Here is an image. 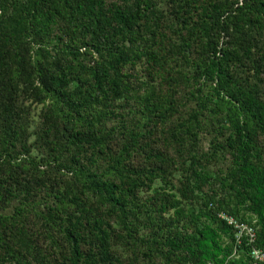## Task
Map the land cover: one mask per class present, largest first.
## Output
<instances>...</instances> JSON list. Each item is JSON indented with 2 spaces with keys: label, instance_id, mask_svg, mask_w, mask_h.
I'll return each mask as SVG.
<instances>
[{
  "label": "trees",
  "instance_id": "obj_1",
  "mask_svg": "<svg viewBox=\"0 0 264 264\" xmlns=\"http://www.w3.org/2000/svg\"><path fill=\"white\" fill-rule=\"evenodd\" d=\"M172 3L180 32L174 43L168 39L173 25L154 0H0V77L9 84H0L5 104L0 105V161L29 152L10 98L21 84L27 97L45 102L41 116L44 134L52 137V162L68 176L42 210L20 201L10 213L0 212V264H31L26 258L31 216H39L58 236L49 237L61 238L67 247L62 264H121L111 251L114 241L150 264H155L151 258L163 264H264L250 254L251 248L264 251V101L230 71L243 28H264V0ZM228 30L234 39L220 40ZM51 40L53 55L46 47ZM196 48L194 60L190 50ZM177 52L194 66L195 84L187 91L194 109L170 129L166 147L195 143L201 118L210 116L223 130L221 145L212 149H224L228 162L211 176L191 151L185 185L142 200L136 192L149 190L155 180L165 182L168 159L153 129L174 107L170 86L188 81L167 69V55ZM137 63H142L140 78L131 71ZM123 67L129 72H120ZM152 82L156 89H150ZM137 90L143 93L134 97ZM116 107L125 110L118 113ZM113 119L119 129L107 128ZM138 125L145 130L137 131ZM117 136L126 140L115 145ZM203 158L209 161L207 154ZM23 160L39 166L32 158ZM191 199L194 205H182ZM221 213L250 225L254 240L240 236L236 244ZM11 229L17 236L9 240Z\"/></svg>",
  "mask_w": 264,
  "mask_h": 264
},
{
  "label": "rangeland",
  "instance_id": "obj_2",
  "mask_svg": "<svg viewBox=\"0 0 264 264\" xmlns=\"http://www.w3.org/2000/svg\"><path fill=\"white\" fill-rule=\"evenodd\" d=\"M110 1L114 0H108V2ZM154 2L166 23L173 25L172 29H169L168 39H171V42L174 43L180 38V32L176 30L177 24L173 18V0H154ZM227 32V34L224 32L219 34L220 40L232 41L234 39L231 34L232 31L228 30ZM240 38L238 58L232 62L230 71L241 86L251 90L259 99L264 101V28L260 31H252L244 27ZM53 43L52 40L48 41L46 44L47 49H51ZM50 49L49 55H53ZM190 51L192 59L195 60L198 54V48ZM179 55L180 52L167 55L169 58L166 62L167 69L172 75H183L188 81L178 80L170 86L174 107L171 110V114H169V118L163 122L157 120L153 129L157 146L165 153L168 159L166 162L167 171L165 173V182L155 180L149 190L136 192L142 200H145L148 196L160 189L166 190L170 186L182 188L185 185V179L190 176V167H188L190 158L188 153H191V151H193L196 157L198 156L199 162L203 165L204 170L211 176L218 175L219 171L224 169L228 162V155L224 149H212L214 143H220L218 145H221L223 130L217 128L214 118L210 116H205L204 119L201 118V128L195 143L190 141L185 142L184 149H180L174 142L166 147L165 141L170 129L176 125L177 121L186 118V115L194 109V102L187 94V91H190L192 85L195 84L190 80L194 66L185 64ZM119 71L124 73L129 72L124 67L120 68ZM131 71L140 78L143 73L142 63H137ZM2 82L7 84V87L9 86L5 76L0 77V84ZM148 84L150 89H156L155 82ZM23 88L25 87L18 84L17 90L10 93V98L16 102V112L19 114V138H25L29 152L27 155L20 154L12 162L6 160L0 161V212L4 214L10 213L13 205L20 201L33 203L36 209L42 210L45 203H52L54 200L53 193L56 189L61 188L64 184L63 180L68 177L61 169H55V165L52 162L53 153L48 147V145H51L49 140L52 137L44 134L45 125L41 116L45 109V102H34L29 96L27 97L25 95V92L21 91ZM142 93L141 90H137L134 97H138ZM116 103H121V100H117ZM0 105L4 106L5 104L0 103ZM123 110L125 108L121 109L116 107L115 109L118 113ZM142 122L139 125H142ZM114 125L119 129L120 122L113 119L108 122L107 128L110 129ZM139 125L136 130L140 132L144 131V127H139ZM125 140L124 137L117 136L114 138V144L116 145V141L122 143ZM256 144L261 153L263 150L261 137L258 136L256 138ZM15 149H19L18 143H16ZM206 154L207 159H209L208 162H205L203 158ZM25 157L34 159L39 164L38 168L34 169L31 165L26 164L23 160ZM135 159L138 161L140 157H136ZM210 187H213V185ZM7 191L10 192L8 193ZM172 191L174 192V189ZM200 191L207 192L206 186H203ZM175 195L176 197L178 196L177 194ZM181 202L185 207H191V205L195 204L193 199L191 201L182 200ZM170 213L168 211L166 215ZM26 227L29 233V241L32 244L31 252L26 253L28 261L31 264H62L67 247L61 242V238L59 241L57 238L51 239L49 235L53 234L55 236L56 234L50 232L52 230L47 228V225L39 216H31L28 218L26 220ZM143 232H147V230ZM15 234V229H11L7 234V239L10 240V236ZM56 237L58 236L56 235ZM114 242H111V251L120 259L121 264H150L149 262H145L144 258L142 259V256L138 253L135 255L130 251L127 252L129 248L119 245L118 242ZM150 261H154L155 264H163V261L158 258H151Z\"/></svg>",
  "mask_w": 264,
  "mask_h": 264
},
{
  "label": "built area",
  "instance_id": "obj_3",
  "mask_svg": "<svg viewBox=\"0 0 264 264\" xmlns=\"http://www.w3.org/2000/svg\"><path fill=\"white\" fill-rule=\"evenodd\" d=\"M219 216L225 219L227 224L231 225L233 228L236 244L239 243L240 236H245L249 243L254 240V230L250 225L238 222L236 219L225 216L223 213L219 214ZM250 254L254 259L264 262V251L251 248Z\"/></svg>",
  "mask_w": 264,
  "mask_h": 264
}]
</instances>
